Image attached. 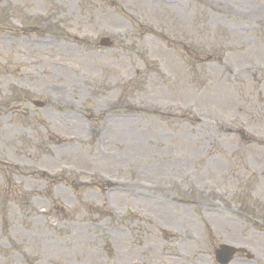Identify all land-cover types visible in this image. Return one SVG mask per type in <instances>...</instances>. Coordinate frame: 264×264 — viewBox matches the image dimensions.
<instances>
[{
  "label": "rangeland",
  "instance_id": "374dc122",
  "mask_svg": "<svg viewBox=\"0 0 264 264\" xmlns=\"http://www.w3.org/2000/svg\"><path fill=\"white\" fill-rule=\"evenodd\" d=\"M48 8L50 19L66 12L63 38L72 30L77 47L0 45L12 75L1 76L0 90L23 102L0 120V264H179L165 257L177 252L187 264H211L192 242L178 249L168 238L182 236L175 223L184 217L206 234L194 213L217 198L238 202L239 171L264 168V0H48ZM103 36L114 46L99 52ZM52 127L62 130L61 147L51 144ZM137 189L153 203L129 201L125 192ZM14 196L29 202L27 218ZM252 196L264 226V183ZM78 202L99 209L100 218L85 216L105 226L104 241L83 217L67 223L63 211ZM216 224L203 249L247 246L264 263V227Z\"/></svg>",
  "mask_w": 264,
  "mask_h": 264
}]
</instances>
